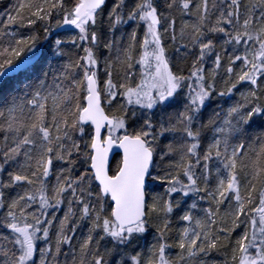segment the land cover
<instances>
[{
  "label": "snow or ice",
  "instance_id": "obj_1",
  "mask_svg": "<svg viewBox=\"0 0 264 264\" xmlns=\"http://www.w3.org/2000/svg\"><path fill=\"white\" fill-rule=\"evenodd\" d=\"M0 264H264V0L8 5Z\"/></svg>",
  "mask_w": 264,
  "mask_h": 264
},
{
  "label": "trees",
  "instance_id": "obj_2",
  "mask_svg": "<svg viewBox=\"0 0 264 264\" xmlns=\"http://www.w3.org/2000/svg\"><path fill=\"white\" fill-rule=\"evenodd\" d=\"M13 2H14V0H0V13H3L4 10L8 7V5H10ZM117 158L118 157H115L113 162H112V167L113 168L115 167Z\"/></svg>",
  "mask_w": 264,
  "mask_h": 264
},
{
  "label": "water",
  "instance_id": "obj_3",
  "mask_svg": "<svg viewBox=\"0 0 264 264\" xmlns=\"http://www.w3.org/2000/svg\"><path fill=\"white\" fill-rule=\"evenodd\" d=\"M114 158H115V157H111V166H112V162H113Z\"/></svg>",
  "mask_w": 264,
  "mask_h": 264
}]
</instances>
